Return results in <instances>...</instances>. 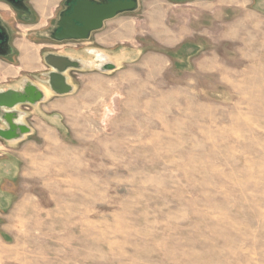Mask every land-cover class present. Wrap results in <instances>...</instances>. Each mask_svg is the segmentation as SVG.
I'll list each match as a JSON object with an SVG mask.
<instances>
[{"label":"rangeland","instance_id":"obj_1","mask_svg":"<svg viewBox=\"0 0 264 264\" xmlns=\"http://www.w3.org/2000/svg\"><path fill=\"white\" fill-rule=\"evenodd\" d=\"M239 6L137 0L83 41L20 34L0 95L47 94L0 138V264H264V6Z\"/></svg>","mask_w":264,"mask_h":264},{"label":"water","instance_id":"obj_2","mask_svg":"<svg viewBox=\"0 0 264 264\" xmlns=\"http://www.w3.org/2000/svg\"><path fill=\"white\" fill-rule=\"evenodd\" d=\"M137 7V0H126L124 3L117 2L105 7H98L92 2L83 3L80 10L71 14L68 21L65 22L66 27L59 33L57 41H83L90 37L93 31L99 30L102 27V22L109 20L123 12H131ZM79 22L81 27L76 28L73 24ZM64 24V25H65ZM46 65L63 72L64 69L70 65L68 59L61 56L47 55L44 58ZM75 65L73 63L71 66ZM50 81L53 91L63 94L68 92L67 85L64 84V78L57 73L47 75V80ZM31 91V92H30ZM43 95L37 92L36 89L29 87L23 91V94L12 93L11 91L2 93L0 95V117L3 118L7 130L0 129V138L4 140H13L17 138L16 130L21 133L25 132L22 126L14 124L12 121L15 119V112L12 111L13 105L17 103H30L34 104L42 100ZM2 108L9 109V112H2ZM12 108V109H11Z\"/></svg>","mask_w":264,"mask_h":264},{"label":"flooded vegetation","instance_id":"obj_3","mask_svg":"<svg viewBox=\"0 0 264 264\" xmlns=\"http://www.w3.org/2000/svg\"><path fill=\"white\" fill-rule=\"evenodd\" d=\"M125 1L126 0H59L54 6L51 17L45 24H42L41 18L35 10L32 0H0V62L4 63L5 59L11 58L18 53V50L15 48V42L21 40L19 36L23 31L35 35L37 34L38 36H41V33H49L48 38L56 43L68 42L57 41L60 37L59 33L66 27L65 22L68 21L67 19L69 16H71L73 12L75 13L80 10L83 3L92 2V4H96L98 7H105L117 2L124 3ZM6 17V20L11 26L6 24L4 20ZM105 21L102 22V27L100 29L103 28ZM73 25L76 28L81 27L79 22H74ZM58 53L60 52L49 51L47 55L55 56L58 55ZM44 58L43 56L42 60L45 63ZM45 79L47 80V78Z\"/></svg>","mask_w":264,"mask_h":264},{"label":"crops","instance_id":"obj_4","mask_svg":"<svg viewBox=\"0 0 264 264\" xmlns=\"http://www.w3.org/2000/svg\"><path fill=\"white\" fill-rule=\"evenodd\" d=\"M33 5L35 7V10L37 11L38 15L41 18V23L45 24L46 21L51 17L52 11L54 10V6L58 3L59 0H32ZM209 2H215V3H225V7L231 5H242L246 6L252 1H256L258 3V6H264V0H208ZM240 7V6H239ZM7 17L4 19L6 21V24L8 26H11L10 23L6 20ZM22 33V32H21ZM31 43L25 42V44L21 43V40L15 42V48L20 51V55L18 57V60L25 62L31 60ZM1 129V128H0ZM5 130H7V127H5ZM1 157V154H0ZM3 162H6L7 160H2ZM0 178H1V159H0ZM0 197H1V190H0ZM1 202V200H0Z\"/></svg>","mask_w":264,"mask_h":264},{"label":"bare ground","instance_id":"obj_5","mask_svg":"<svg viewBox=\"0 0 264 264\" xmlns=\"http://www.w3.org/2000/svg\"><path fill=\"white\" fill-rule=\"evenodd\" d=\"M30 92H31V91H30ZM46 94H47V92H46V91H44V94H43V95H44V97H46Z\"/></svg>","mask_w":264,"mask_h":264}]
</instances>
